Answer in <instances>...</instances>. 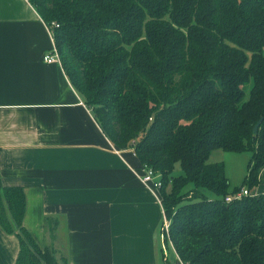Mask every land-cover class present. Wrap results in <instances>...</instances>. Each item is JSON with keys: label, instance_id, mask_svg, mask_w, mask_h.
Segmentation results:
<instances>
[{"label": "trees", "instance_id": "obj_1", "mask_svg": "<svg viewBox=\"0 0 264 264\" xmlns=\"http://www.w3.org/2000/svg\"><path fill=\"white\" fill-rule=\"evenodd\" d=\"M29 2L58 23L60 64L103 134L160 174L164 243L188 264H264V192L225 200L241 187L207 161L217 148L249 151L244 181L258 184L264 0ZM24 214V189L0 187V226L19 241L14 264H68L37 244Z\"/></svg>", "mask_w": 264, "mask_h": 264}, {"label": "crops", "instance_id": "obj_2", "mask_svg": "<svg viewBox=\"0 0 264 264\" xmlns=\"http://www.w3.org/2000/svg\"><path fill=\"white\" fill-rule=\"evenodd\" d=\"M29 0H0V187H22L23 224L68 264H183L130 149L115 151L61 64ZM252 194L264 192V164ZM159 192V191H158ZM19 241L0 226V264Z\"/></svg>", "mask_w": 264, "mask_h": 264}, {"label": "rangeland", "instance_id": "obj_3", "mask_svg": "<svg viewBox=\"0 0 264 264\" xmlns=\"http://www.w3.org/2000/svg\"><path fill=\"white\" fill-rule=\"evenodd\" d=\"M249 158H250L249 151L236 152V151H226L217 148L210 153L207 161L223 163L225 174L229 180V189L232 190L238 186H240L241 188L248 187V184L246 181H244V179L247 175V164ZM179 173H180V168L179 165L176 164L172 174L177 175ZM190 187H192L191 184H187L184 186L183 190L186 191L190 189ZM235 193H237V191L234 192L233 195ZM167 249L169 250V252L172 249L170 244L167 245Z\"/></svg>", "mask_w": 264, "mask_h": 264}, {"label": "built area", "instance_id": "obj_4", "mask_svg": "<svg viewBox=\"0 0 264 264\" xmlns=\"http://www.w3.org/2000/svg\"><path fill=\"white\" fill-rule=\"evenodd\" d=\"M46 27H47V31L49 32L51 38H52V41H53V32H52V28L53 27H57L58 26V23L57 22H54L52 21L50 24H46ZM44 60L46 62H57L60 64V58H59V55H58V52L54 46V43H53V46L51 47V49L43 56ZM133 153H134V150L132 147L129 148ZM115 151L117 153H120L122 151V149L120 148H116L115 147ZM140 174H139V177H140V180L149 187V189H151V191L155 194V195H159V187L161 185V179H160V174L155 171L151 166L145 164V163H141L140 164ZM247 194H252L251 191L247 188H241L239 191H237V193H235L234 195H228L225 197V200L229 201L233 198H239L241 197L242 195H247ZM159 197V200H160V196ZM169 224H170V219H168L166 216H165V213L162 209V218H161V222H160V231H161V235L163 237V235H168V229H169ZM169 244L171 245L172 247V244L171 242L169 241ZM183 264H188V263H184Z\"/></svg>", "mask_w": 264, "mask_h": 264}, {"label": "water", "instance_id": "obj_5", "mask_svg": "<svg viewBox=\"0 0 264 264\" xmlns=\"http://www.w3.org/2000/svg\"><path fill=\"white\" fill-rule=\"evenodd\" d=\"M260 121H261V120L257 121V123L254 125V127H253V132H254V133L257 131V128H258V126H259V124H260Z\"/></svg>", "mask_w": 264, "mask_h": 264}]
</instances>
